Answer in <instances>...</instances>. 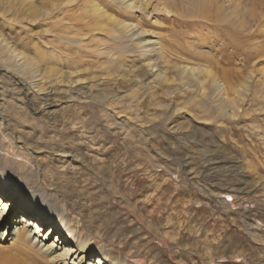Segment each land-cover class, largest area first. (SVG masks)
<instances>
[{"label":"rangeland","instance_id":"374dc122","mask_svg":"<svg viewBox=\"0 0 264 264\" xmlns=\"http://www.w3.org/2000/svg\"><path fill=\"white\" fill-rule=\"evenodd\" d=\"M134 1L0 0V171L86 262L264 264V0Z\"/></svg>","mask_w":264,"mask_h":264},{"label":"bare ground","instance_id":"6f19581e","mask_svg":"<svg viewBox=\"0 0 264 264\" xmlns=\"http://www.w3.org/2000/svg\"><path fill=\"white\" fill-rule=\"evenodd\" d=\"M113 1L119 2L125 8L133 6L135 2L134 0ZM121 25L125 31L129 32L133 29L130 22H122ZM146 43L147 41L144 44ZM49 213L47 209L43 212L36 210L21 186L0 171V224H5L4 229L0 230V242L8 243L7 248L0 247V262L21 264L11 253L5 252L16 247L20 250L26 248L37 254L42 253L52 264H126L107 258L105 255H95L86 262L89 253L87 240L74 235L63 221L51 217ZM49 221L52 223L45 232V225Z\"/></svg>","mask_w":264,"mask_h":264}]
</instances>
